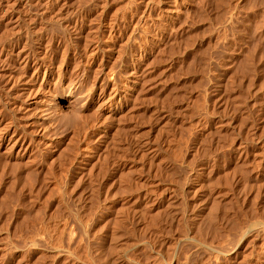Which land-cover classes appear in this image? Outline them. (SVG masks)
Listing matches in <instances>:
<instances>
[{"label":"rangeland","instance_id":"obj_1","mask_svg":"<svg viewBox=\"0 0 264 264\" xmlns=\"http://www.w3.org/2000/svg\"><path fill=\"white\" fill-rule=\"evenodd\" d=\"M22 41L46 48L55 85L81 82L98 97L110 92L109 80L122 97L99 108L103 121L72 158L53 160L40 144L27 158L0 149V264H101L134 240L129 264H161L163 256L227 264L191 241L184 246L188 227L189 236L206 231L200 241L209 246L242 238L244 255L261 248L264 233L254 226L264 224V0H0V49ZM99 246L112 257L101 258Z\"/></svg>","mask_w":264,"mask_h":264},{"label":"bare ground","instance_id":"obj_2","mask_svg":"<svg viewBox=\"0 0 264 264\" xmlns=\"http://www.w3.org/2000/svg\"><path fill=\"white\" fill-rule=\"evenodd\" d=\"M17 4H19V2H17ZM20 12H18L17 14H16V16L14 15L12 18H15L14 19V24H15V26H17L18 24H19V20H20V18H21V16H20V14H19ZM30 26V25H29ZM27 29V28H26ZM25 29V30H26ZM31 29V28H30ZM34 30V29H33ZM35 31V30H34ZM33 32V31H32ZM87 32V31H86ZM34 33V32H33ZM23 34V33H22ZM35 34V33H34ZM33 34V35H34ZM26 35L27 36H29V35H32V34H27L26 33ZM26 35H24L23 37H24V39L26 40V39H28L29 37H26ZM36 35V34H35ZM35 35H34V37H35ZM20 37V36H19ZM31 38H29V40L31 41V39H32V37L33 36H30ZM38 36H36V38H37ZM89 37V36H88ZM35 38V40H37ZM23 39V38H22ZM39 39V38H38ZM34 40V38H33V41L34 42H36ZM38 41V40H37ZM25 41H22V42H19L18 44L16 43L15 45H13L12 43V47H10V48H8L7 46H1V49H0V66H2V68L0 67V77L1 78H3V80H4V85H3V91H5V95H7V97L5 98V100L3 99V102H4V104H5V106L7 105L8 107H9V111H7L6 110V108H7V106L6 107H2L1 105V107H0V149L1 148H5V152H7V154L8 155H17V157H19V158H27V157H31L32 155H34L35 154V152H37V151H35V148L40 144V145H44L43 147H45V146H47V147H45V148H47V151H46V154L47 155H49V156H51V157H53V158H55V157H63V156H65V155H68L69 156V154L70 153H76L75 151V149H74V147L75 146H77L78 144V142H82V143H86L87 142V139L89 138L88 137V133L90 134V133H92L91 131V129L92 128H98V126L100 125L99 123V121H103V120H101L99 117H101V116H99V115H101L100 113H99V108L100 107H105L104 105H107L108 104V106H110L112 103H114V102H118L119 101V98H120V100H121V97H122V94L120 93V91H119V87L115 84V83H111V82H109V80L106 82V85H107V87H109L110 88V92L108 93V95L107 94H100L98 97H96V96H94V94L93 93H88V92H83V90L81 91L80 89H79V86H80V83L78 84V83H73V84H71V82L69 83L68 81V83L66 84H54L52 81H51V79L53 80V78H50V76L49 75H47V69L49 68V61H48V63H47V60H48V54L46 53V48L44 49V46L43 45H41V44H38L37 45V43H36V45L34 46L33 45V43L32 42H25ZM29 43V44H28ZM30 43H32V45H30ZM64 49V48H63ZM62 49V50H63ZM55 50V49H54ZM64 52V51H63ZM64 57V56H63ZM61 58V57H60ZM50 60V59H49ZM43 66H45L44 68H45V70H44V74H43V71H42V69H43ZM57 68V67H56ZM54 71V70H53ZM60 71V70H59ZM41 72H42V74H43V77H42V79L43 80H45V81H43V80H41V82L38 84L37 82H38V79H39V77H40V75H41ZM57 73V72H56ZM60 73V72H59ZM51 74V73H50ZM54 74V73H53ZM129 78H128V81H130L131 83H136L138 80V73H137V69H136V67H132L131 69H130V71H129ZM49 77V78H48ZM110 79V78H109ZM58 82V81H57ZM61 82V81H60ZM77 82V81H76ZM43 83H45V85H42ZM128 85V84H127ZM1 87V86H0ZM132 88V87H131ZM86 90V89H85ZM130 90V89H129ZM87 91V90H86ZM102 92H104V91H102ZM100 93V92H99ZM105 93V92H104ZM2 94V93H1ZM3 95V94H2ZM1 95V97L3 98V96ZM106 95L108 96V97H106ZM119 96V98L117 99V97ZM124 96V95H123ZM127 98H129L128 100H130V97H127ZM132 98V97H131ZM115 99V100H114ZM114 100V101H113ZM112 101V102H111ZM2 102V101H1ZM4 104H3V106H4ZM109 115H112V114H109ZM128 115V114H127ZM107 116V115H106ZM106 116H105V118H106ZM73 118V122H72V127L73 128H68L69 127V124H68V120L66 121V119L67 118ZM113 117V116H112ZM70 118V119H71ZM99 118V119H98ZM109 118H111V117H109L108 116V119ZM111 119H113V118H111ZM115 119V118H114ZM113 119V120H114ZM72 120V119H71ZM107 120V119H106ZM116 120V119H115ZM111 122V121H110ZM102 124V123H101ZM112 124V123H111ZM64 127V129H70V130H63V129H61L62 130V132L64 131L65 133L64 134H62V132H60L61 130L59 129V128H63ZM72 129V130H71ZM89 129L91 130L90 132H89ZM59 130V131H58ZM60 134H59V133ZM56 133H58L59 134V136H58V134H56ZM91 135V134H90ZM89 135V136H90ZM77 140V141H76ZM77 144V145H76ZM81 145V144H80ZM82 146V145H81ZM40 147V146H39ZM84 146H82V147H80V151L78 150L77 151V154H80V155H83V156H85L86 155V150L83 148ZM71 148H72V150H71ZM76 148V147H75ZM18 149V150H17ZM39 149V148H38ZM2 150V149H1ZM17 150V151H16ZM37 150V149H36ZM2 153V152H1ZM43 153V152H42ZM37 154V153H36ZM72 154H70V155H72ZM46 156V155H45ZM61 157V158H62ZM67 157V156H66ZM70 157V156H69ZM74 157V156H73ZM70 158H72V156L70 157ZM52 160V159H51ZM53 160H56V158L55 159H53ZM65 160V159H64ZM45 161V160H44ZM47 162V161H46ZM49 163V162H48ZM253 217V216H252ZM251 218V217H250ZM254 218V220H255V217H253ZM196 220V219H195ZM211 221H212V219H210ZM254 220H252V221H254ZM257 220H259V219H257ZM193 221V220H192ZM192 221L190 222V223H192ZM209 221V220H208ZM236 221V220H235ZM247 221H249V222H251L249 219H247ZM246 221V222H247ZM264 221V220H263ZM213 222V221H212ZM222 222V221H221ZM228 222V221H227ZM230 222H231V220H230ZM237 222H239V221H237ZM256 221H254L253 223H255ZM162 223V222H161ZM167 223V222H166ZM186 223H187V221H186ZM194 223V222H193ZM196 223V222H195ZM201 223V222H200ZM203 223V222H202ZM218 223H219V221H218ZM226 223V222H225ZM232 223H233V225H234V221H232ZM232 223H230L229 225H231ZM240 223V222H239ZM252 223V222H251ZM188 224V223H187ZM186 224V225H187ZM199 224V223H198ZM198 224H196L197 226H198ZM205 224V223H204ZM208 224V223H207ZM216 224V223H215ZM214 224V225H215ZM238 224V223H237ZM257 224V223H256ZM195 225V226H196ZM200 225V224H199ZM208 225H210V222H209V224ZM217 225V224H216ZM223 225H224V223H223ZM232 225V226H233ZM242 225V224H241ZM246 225V224H245ZM255 225V224H254ZM259 225V224H258ZM192 226H193V224H192ZM201 226V225H200ZM205 226H206V224H205ZM213 226V225H212ZM166 227V226H165ZM214 227V226H213ZM227 227V226H226ZM229 227H231V226H229ZM229 227H227L226 229H228ZM239 227V226H238ZM237 227V228H238ZM241 228L240 229H242V230H245V229H243L244 228V226H240ZM246 227V226H245ZM255 228H254V230L256 231V235H260V233H264V224H261L260 226H257V225H255L254 226ZM189 228V227H188ZM188 228H187V231H188ZM192 228V227H191ZM189 229V230H191L192 231V229ZM203 228H204V226H203ZM205 228H208V227H205ZM217 228V227H216ZM216 228H215V230H216ZM219 228V227H218ZM222 228V227H221ZM195 229V228H194ZM197 229V228H196ZM200 229H202V228H199L198 230H200ZM209 229V228H208ZM212 229V228H211ZM233 229V228H232ZM236 229V228H235ZM239 229V228H238ZM198 230H196V232L198 231ZM203 231H204V229H202ZM205 230H207V229H205ZM214 229H212V231H213ZM219 230V229H218ZM217 230V231H218ZM234 230V229H233ZM249 230H250V228H249ZM252 230H253V228H252ZM253 230V231H254ZM167 231H169V230H167ZM187 231H185V239H182L183 240V242H185V244H183L184 246L187 244L186 243V241H191L192 242V244L195 246V247H197V248H199V249H203V250H206L207 252L209 251L211 254H213L212 252H215L214 253V255H215V257L218 259H220L221 257H223V258H225V263H227V264H264V242H263V244H262V246H261V248L259 247V244H258V247L256 246V248L258 249L257 250V252H255L254 254H250V253H252L251 252V250L250 249H252L251 247L249 248V250H250V253H248V254H250V256H247L248 254L247 253H245V254H247V255H244L243 253V249L244 248H242L243 247V245H241V243H242V238L239 236V238H241V239H239V241L237 240L238 239V237H237V239L235 238L236 236H237V234H239V232H240V234L242 235V233H243V231H236L235 232V234H236V236H235V234H230V233H227V234H229V235H233L232 237H234V239H236V241H238V243L236 244L235 242V244H233V245H235L234 247H230V246H232V244H230V246L228 245V247L226 248H224V246H222V245H219L218 243V245L220 246V248L217 246V244H216V246H215V244L214 243H216V242H212V244H210V245H212V246H209L208 244H206L207 243V241L208 240H206V242H205V240L204 241H200V240H202V236H204L205 237V235H206V231L204 232V235H202L203 234V232H202V234L200 235V237H201V239H199L200 237L198 236H195L196 234L195 233H192L190 236L188 235V233H186ZM217 231H215V232H217ZM228 231V230H227ZM226 231V232H227ZM254 231V232H255ZM194 232V231H193ZM200 231H199V233L198 234H200L201 233ZM229 232V231H228ZM238 232V233H237ZM242 232V233H241ZM251 232V231H250ZM249 232V233H250ZM254 232L253 233H251L252 235L254 234ZM135 233V232H134ZM169 233V232H168ZM182 233V232H181ZM190 233V232H189ZM209 233V235H210V232H208ZM207 233V234H208ZM221 233H223V232H221ZM249 233H247V234H249ZM115 234V233H114ZM193 234H195V235H193ZM197 234V235H198ZM213 234H214V232H213ZM220 234V233H219ZM226 234V235H227ZM209 235H207V236H209ZM215 235V234H214ZM214 235H213V237H214ZM246 235V234H245ZM244 235V236H245ZM114 236V235H113ZM112 236V237H113ZM118 236V235H117ZM129 236V235H128ZM179 236H181V237H179ZM178 237L179 238H182V236H183V234L182 235H179ZM223 236V235H222ZM228 236V235H227ZM226 236V237H227ZM246 236H248V235H246ZM250 236V235H249ZM263 236V235H262ZM262 236L260 237V238H262ZM104 237V236H103ZM110 237V236H109ZM120 237V236H119ZM119 237H117V238H119ZM122 237V236H121ZM130 237V236H129ZM133 237V236H132ZM131 237V239H133L134 240V237L132 238ZM204 237H203V239H204ZM210 237H211V235H210ZM224 237V236H223ZM105 238V237H104ZM103 238V239H104ZM111 238V237H110ZM110 238L108 239V241H113V238H112V240H110ZM127 238V237H126ZM220 238H222V237H220ZM225 238V237H224ZM228 238H230V236L228 237ZM254 238V237H253ZM256 238V237H255ZM254 238V239H255ZM264 238V237H263ZM100 239V238H99ZM205 239H208V237H206ZM227 239V238H226ZM249 239H252L251 237H249ZM258 239V238H257ZM123 240H125L124 238H123ZM137 240V239H136ZM213 240H214V238H213ZM222 240V239H221ZM223 240H225V239H223ZM229 240V239H228ZM227 240V241H228ZM233 240V239H232ZM253 240V239H252ZM251 240V243L253 242ZM264 239H262V241H263ZM96 241V240H95ZM101 242H102V240H100ZM114 241H116V239L114 240ZM117 241H118V239H117ZM179 241V240H178ZM214 241H220V240H217V238H216V240H214ZM227 241H221L220 243H222L223 245H225V243H226V246H227V244L231 241V239H230V241L229 242H227ZM244 241V240H243ZM246 241H248V240H246ZM98 242V241H97ZM101 242H99L98 244H102ZM118 242H120V241H118ZM122 242V241H121ZM131 243L132 241H130V239H129V241H127V242H125L124 241V243ZM133 242H135V240L133 241ZM133 242H132V244L131 245H133ZM180 242V241H179ZM182 242V241H181ZM180 242V243H181ZM182 242V243H183ZM211 242V241H210ZM210 242H208V243H210ZM224 242V243H223ZM259 242H261V240L259 241ZM258 242V243H259ZM95 243V242H94ZM104 243V242H103ZM112 243V242H111ZM178 244V242H177V244H178V247H180V246H182L181 244ZM232 243V242H231ZM248 242H246V244H247ZM262 243V242H261ZM97 244V243H96ZM108 244H109V242H108ZM112 244H116V243H112ZM112 244H111V246H112ZM135 244V243H134ZM136 244H137V241H136ZM140 244V243H139ZM176 244V245H177ZM192 244H188L190 247H192ZM214 244V245H213ZM249 244V243H248ZM255 244H256V242H255ZM95 245V244H94ZM104 245V244H103ZM117 245H118V243H117ZM126 245V244H125ZM131 245H128V247L127 248H129V246H131ZM188 245H187V247H188ZM253 245V244H252ZM105 246H107V245H105ZM108 246H110V244L108 245ZM114 246V245H113ZM112 246V247H113ZM136 246V245H135ZM214 246V248L216 247V248H219V249H212L211 247H213ZM222 246V247H221ZM245 246V245H244ZM247 246V245H246ZM254 246V245H253ZM97 247V246H96ZM100 247V246H99ZM102 247V246H101ZM100 247V249H102ZM104 247V246H103ZM112 247H110L109 249H112ZM117 246H114V249L113 250H111V251H109L108 253H112V251H113V254H115V256H113V257H115V259L112 257V255H109L108 253H106V252H104V250L102 249V251L101 250H99V251H101L102 252V254H100L101 255V258H103L102 256H103V254H105L106 253V256L108 255V256H111L112 257V260L110 259V261L111 262H113L114 264H126V263H128V261L130 262V260H135L132 256H130L129 254V252H131V251H129L128 252V249L125 247L124 248V246H122L121 245V247L123 248H121V247H119V245H118V250H115V248H116ZM133 247V246H132ZM187 247H185L186 249H187ZM189 247V248H190ZM107 248V247H106ZM116 248V249H117ZM119 248H121L120 250H119ZM134 248V247H133ZM181 248V247H180ZM182 248H184L183 246H182ZM181 248V249H182ZM188 248V249H189ZM242 248V249H241ZM246 248V247H245ZM254 248V247H253ZM256 248H255V250H256ZM260 248V249H259ZM96 249V248H95ZM94 249V250H95ZM177 249V248H176ZM187 249V250H188ZM192 249V248H191ZM195 248L193 247V250H194ZM198 249V250H199ZM247 249V248H246ZM93 250V252H92V250H91V252L92 253H95V251ZM108 250V249H107ZM131 250H132V248H131ZM174 250V249H173ZM172 250V251H173ZM179 250V249H178ZM190 250V249H189ZM188 250V251H189ZM193 250H192V253H195V252H193ZM196 250V249H195ZM203 250H200V252L202 251V253H203ZM97 251V250H96ZM133 251V250H132ZM177 251V250H176ZM182 252H184V254L182 255V256H184V255H186L185 254V252L186 251H184V249L183 250H181ZM188 251L186 252V253H188ZM191 251V250H190ZM189 251V252H190ZM61 252V251H60ZM59 252V253H60ZM62 252H63V250H62ZM90 251L88 252L89 254L91 253ZM134 253H135V251H133ZM178 252V251H177ZM196 252H197V250H196ZM246 252V251H245ZM247 252H248V250H247ZM254 252V251H253ZM55 253H57V252H55ZM74 253V252H73ZM91 253V254H92ZM97 253H98V251H97ZM173 253V252H172ZM174 253H176V252H174ZM206 253V252H205ZM61 254V253H60ZM68 254H70V253H67V255ZM74 254H76V252L74 253ZM80 253L78 252V254H77V256L78 257H80L81 255L83 256V254H80ZM90 254V255H91ZM99 254V253H98ZM137 254V253H136ZM179 254H181V253H179ZM196 254V253H195ZM194 254V255H195ZM198 254V253H197ZM199 254H201V253H199ZM198 254V255H199ZM204 254V253H203ZM202 254V255H203ZM209 254V253H208ZM43 255V254H42ZM55 255V254H54ZM63 255V254H62ZM66 254H65V256H67ZM93 255V254H92ZM158 255V254H157ZM156 255V256H157ZM164 255V254H163ZM167 255V254H166ZM172 255V254H171ZM176 255H178V254H176ZM197 255V256H198ZM202 255H200L201 257H202ZM213 255V256H214ZM51 256V255H50ZM69 256V255H68ZM84 256H85V253H84ZM94 256H95V254H94ZM105 256V257H106ZM145 256V255H144ZM161 256V255H160ZM168 256V255H167ZM188 256H191V255H189L188 254ZM188 256H186V259L188 260ZM200 256H199V259H200ZM209 256V255H208ZM43 257V256H42ZM47 257H49V256H47ZM54 256H52L51 258H53ZM70 257H71V255H70ZM69 257V258H70ZM73 257V256H72ZM90 257H93V256H90ZM96 257H97V255H96ZM141 257V256H140ZM139 257V258H140ZM142 257H143V255H142ZM148 257V256H147ZM163 257H165L166 258V262H164V261H162V259L160 260L161 261V264H170V263H172V260L174 259V257H173V259L171 260L170 258H172V256H168L169 258H167L166 256H163ZM178 257V259L180 258L179 256H177ZM188 257V258H187ZM194 257V256H193ZM192 257V258H193ZM215 257H211L212 259L213 258H215ZM62 257H60V258H58L59 259V261H60V259H61ZM74 258V257H73ZM75 258H76V256H75ZM74 258V259H75ZM86 258H88L87 257V253H86ZM85 257H83V261H84V259H86ZM100 258V256H99V258H96V259H99V262L101 261V260H104L101 264H113V263H111L109 260H107L108 259V257L107 258H103V259H101ZM139 258L137 257L136 259H138L139 260ZM144 258L145 257H143V260H144ZM149 258V257H148ZM147 258V259H148ZM157 258V257H156ZM158 258H159V256H158ZM160 258H162V257H160ZM191 258V259H192ZM204 258V257H203ZM202 258V259H203ZM207 258V257H206ZM205 258V259H206ZM209 258H210V256H209ZM215 258V259H216ZM54 259V258H53ZM57 259V258H56ZM64 259H67V258H63V259H61V260H64ZM70 259H72V258H70ZM74 259L72 260V262L74 261ZM77 259V258H76ZM82 257L80 258V261L82 262ZM88 259H90V258H88ZM88 259H86L87 260V262H88ZM95 259V258H94ZM93 258L91 259V260H94ZM101 259V260H100ZM114 259V260H113ZM142 258H140V260H141ZM146 258H145V260H147ZM154 259V258H153ZM153 259H151V257L148 259V260H152V262H153ZM167 259H170L171 261H169L170 263H168L167 262ZM175 259L178 261V259L175 257ZM185 259V256H184V258H183V260ZM190 259V258H189ZM190 259V261L192 262V260ZM202 259H200V260H198V262L199 261H201ZM67 260H69V259H67ZM66 260V261H67ZM85 260V261H86ZM137 260V261H138ZM143 260H141L142 262H143ZM156 260V259H155ZM159 260V259H158ZM157 260V261H158ZM175 260V261H176ZM183 260H181L180 259V261H183ZM204 260V259H203ZM206 260H208V259H206ZM210 260V259H209ZM214 260V259H213ZM49 261V260H48ZM59 261H57V262H59ZM65 261V260H64ZM63 261V262H64ZM77 261L78 260H76L75 261V263H77ZM132 261V263L134 264V262ZM136 261V260H135ZM150 261H148V262H150ZM156 261V262H157ZM189 261V260H188ZM189 261V262H190ZM193 261H195L196 262V256H195V260H194V258H193ZM218 261V260H217ZM216 261V262H217ZM220 261H221V259H220ZM63 262H62V264H63ZM70 262V264H72L71 263V261H69ZM95 262V261H94ZM94 262H93V264H94ZM98 262V261H97ZM97 262H95V264L97 263ZM156 262H155V264H156ZM187 262V261H186ZM190 262V263H191ZM195 262H193L192 264H194ZM197 262V263H198ZM209 262V261H208ZM211 262V261H210ZM209 262V263H210ZM215 262V261H214ZM43 263V262H42ZM46 263H48V262H46ZM51 263V262H50ZM74 263V262H73ZM84 263V262H83ZM92 262L90 261V264H91ZM131 263V264H132ZM145 264H147L146 262H144ZM144 263H142V264H144ZM183 263H185V260H184V262ZM182 263V264H183ZM188 263V262H187ZM200 263V262H199ZM203 263H205V261L204 262H202V264ZM218 263V262H217ZM220 263V262H219ZM218 263V264H219ZM222 263V262H221ZM28 264V263H27ZM59 264H61V261H60V263ZM68 264V263H67ZM80 264V263H79ZM86 264V263H85ZM129 264V263H128ZM136 264V263H135ZM149 264H151V263H149ZM157 264H159L158 262H157ZM176 264V263H175ZM177 264H179V262L177 263ZM180 264H181V262H180ZM189 264V263H188ZM201 264V263H200ZM210 264H215V263H213V262H211Z\"/></svg>","mask_w":264,"mask_h":264}]
</instances>
